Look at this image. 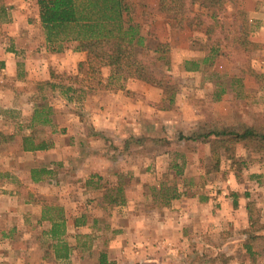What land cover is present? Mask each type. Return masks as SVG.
Instances as JSON below:
<instances>
[{
  "label": "rangeland",
  "instance_id": "374dc122",
  "mask_svg": "<svg viewBox=\"0 0 264 264\" xmlns=\"http://www.w3.org/2000/svg\"><path fill=\"white\" fill-rule=\"evenodd\" d=\"M131 1L135 19L143 24L147 35L141 55L149 59L151 71L164 78L169 90L137 78H114L110 82V69L94 72L86 51L66 49L75 57L68 60V71L55 73L54 77L65 82L58 91L68 92L73 99L64 101L67 94L56 93L55 101L62 109L69 107L64 105L69 102L73 115L83 118L79 109L82 111L88 101V93H94V89L113 91L116 95L107 94L103 100L112 108L109 118L114 124L108 127L110 133L103 127L102 135L93 137L96 143L90 144L91 151L87 152L77 136H65L55 126L54 133L63 134L62 150L49 161L51 173H37L49 178L39 192L25 182L37 174L31 172L32 159L20 155V145L11 142L1 149L8 158L4 160L3 156L0 167L21 170L17 177L5 179L6 189L17 186L21 191L17 194V215H11L14 209L8 211L9 206L14 207L9 198L0 207L8 211L0 216V233H10L14 228L32 233L35 245L41 242L43 246L49 237L46 232L52 233L53 219L59 223V219H65L59 230H65L66 235L69 229L67 237L78 249L77 261L70 264L90 252L91 260H100L102 252L109 253L115 237L131 231L132 217L139 219L160 206L161 189L175 186L183 196L204 199L209 189L228 184L230 177H247L254 174L251 170L264 167V148L256 150L244 141L232 142L231 152L222 154L223 143L212 133L223 128L244 131L247 126L264 129V47L256 43L261 42L258 29L264 26V10L257 9L264 0H218L204 4L196 0L184 6L183 14L163 10L161 0ZM246 32L250 43L243 41ZM157 48H167L168 52L156 51ZM82 56L86 58L80 59ZM192 60L200 63L196 70L187 69V62ZM131 79L141 84L128 89ZM124 104L134 107L136 114L133 110L121 111ZM125 114L132 118H123ZM79 128L74 125L76 131ZM86 152L90 159L83 161ZM218 154L222 155L220 168L208 173L218 163ZM35 194L39 204L31 202ZM112 196L117 204L112 203ZM29 240L32 242L31 235ZM66 244L55 240L49 254L52 249L56 256L66 254ZM25 251L30 253V247ZM124 251L121 250L123 254ZM38 255L33 256L38 260ZM12 260L8 263L12 264Z\"/></svg>",
  "mask_w": 264,
  "mask_h": 264
},
{
  "label": "crops",
  "instance_id": "0c3cea01",
  "mask_svg": "<svg viewBox=\"0 0 264 264\" xmlns=\"http://www.w3.org/2000/svg\"><path fill=\"white\" fill-rule=\"evenodd\" d=\"M263 6L261 3L257 10L263 11ZM258 32V41L263 48L264 26ZM73 56L68 50L59 53L50 49L38 0H0V133L3 136L0 138V160L7 155L1 149L14 142L20 145V155L25 154L34 162L31 172L51 173L49 161L54 153L62 150L64 139L62 133H54L55 126L65 136H77L87 152L91 151L89 145L96 143L93 137L102 135L103 127L109 132L108 127L114 124L109 118L112 108L103 104V100L107 94L116 95L113 91L94 89V93H88V101L82 111L79 109L83 118L73 115L69 102L64 103L69 107L62 109L54 99L56 93L67 94L64 101L73 99L68 92L58 91L65 82L56 81L54 77L55 73L68 71V60ZM134 84L141 82L131 79L128 89ZM122 107L125 108L121 111L133 110L136 114L134 107L126 104ZM141 112L139 109V117ZM126 117L132 118L128 114L123 118ZM75 124L80 126L77 131ZM31 141L43 142L45 147L32 149L29 146L26 149L24 143L30 145ZM87 152L82 155L83 161L90 159ZM6 158L8 156L4 160ZM251 171L254 174L236 180L230 177L228 184L209 189L204 199L181 195L169 204L158 206L151 214L139 219L132 217L129 220L131 231H124L111 243L110 252H107L109 259L116 264H156L155 261L158 264H264V167ZM20 172L15 167H0V207L4 200L11 199L14 202V207H8V211L14 209L11 215H17L15 209L20 202L17 194L21 189L14 186L7 190L5 179L12 175L17 177ZM47 180L48 176L44 178L37 174L25 182L34 188V192H39L42 186H47ZM35 195L31 202L39 204ZM8 211L0 210V216L7 215ZM67 223L70 227L69 221ZM46 233L51 238H45L47 244L43 243V246L41 242L35 245L32 233L15 228L10 233H0V264H9V259H13L12 264H70L77 261L78 249L67 237L69 229L61 238ZM55 240L68 243L66 255L57 258L53 249L49 254L50 244L53 248ZM28 247L30 253L25 251ZM32 249L36 250L34 254ZM36 254H39L38 260L34 258ZM90 254L74 264H100L98 259L91 260Z\"/></svg>",
  "mask_w": 264,
  "mask_h": 264
},
{
  "label": "trees",
  "instance_id": "16d2710c",
  "mask_svg": "<svg viewBox=\"0 0 264 264\" xmlns=\"http://www.w3.org/2000/svg\"><path fill=\"white\" fill-rule=\"evenodd\" d=\"M196 0H161L163 10L169 13L183 14L184 6L194 3ZM216 2L218 0H202ZM40 17L45 29L49 47L54 52L62 53L66 49L82 50L88 53V64L96 73L103 69H110V82L114 78L127 80L137 78L149 83L156 84L166 91L167 86L164 78H158L150 69L149 59L143 58L140 50L144 49L147 35L143 32V24L135 19L134 2L131 0H38ZM248 33H245L244 43H250ZM258 46H261L256 42ZM168 46V45H165ZM156 51L168 52L166 49L157 48ZM187 69L196 70L200 63L196 60L187 62ZM192 64L193 66H190ZM123 84L121 85V87ZM105 87H109L106 84ZM173 101V99H171ZM247 126L246 130L236 132L223 128L214 130V135L223 143L222 154L231 152L232 142H246L248 146L260 150L264 148V129L257 130ZM0 136L2 134L0 133ZM185 138V136L183 137ZM189 138V137H186ZM26 149H40L45 143L31 141L24 143ZM234 157V155L229 156ZM218 163L212 166L208 173L220 168L222 155L218 154ZM242 164L247 162L238 159ZM178 174H182L180 171ZM121 187V186H120ZM121 190H118L120 192ZM163 195L160 205L169 204L173 199L179 198L182 191L175 186H169L159 191ZM113 204L117 199L112 196ZM53 219L52 234L55 237L65 233L59 230V226L65 225L64 219ZM78 225V223H76ZM68 245V244H66ZM67 248L69 246H66ZM67 254V253H66ZM65 254V255H66ZM57 256L62 254L57 253ZM100 264H116L109 259L107 253L102 252Z\"/></svg>",
  "mask_w": 264,
  "mask_h": 264
}]
</instances>
